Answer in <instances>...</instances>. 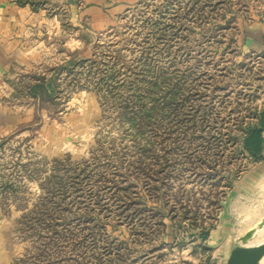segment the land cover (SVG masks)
Instances as JSON below:
<instances>
[{
  "label": "rangeland",
  "instance_id": "obj_1",
  "mask_svg": "<svg viewBox=\"0 0 264 264\" xmlns=\"http://www.w3.org/2000/svg\"><path fill=\"white\" fill-rule=\"evenodd\" d=\"M25 1L47 24L18 43L26 64L0 56L14 264H226L264 222L263 159L244 149L264 131V54L244 43L264 0H139L114 15L118 0ZM43 77L51 99L30 92ZM141 107L154 111L133 127ZM49 176L61 211L42 221L30 211Z\"/></svg>",
  "mask_w": 264,
  "mask_h": 264
},
{
  "label": "crops",
  "instance_id": "obj_2",
  "mask_svg": "<svg viewBox=\"0 0 264 264\" xmlns=\"http://www.w3.org/2000/svg\"><path fill=\"white\" fill-rule=\"evenodd\" d=\"M139 0H118V3L105 9L106 13L119 14L121 11L128 8L130 5L137 3ZM96 12L95 8L90 7L85 11ZM104 17L108 15L103 14ZM105 19V18H104ZM106 20V19H105ZM109 22V18L107 19ZM45 13L42 11L34 12L28 4H17L16 0H0V43H4V49L0 50V56L8 58V68L12 64L24 65L27 63V56L23 57L22 51H18V43H26L24 34L28 31L35 30L36 32H44L46 29ZM52 30L57 28L60 30V25L51 21ZM246 48L253 49L264 54V16L261 20H255L244 29ZM7 46L8 48H6ZM1 47V46H0ZM16 48V49H15ZM264 139V131L262 133ZM262 163L264 165V144L262 152ZM261 168V167H260ZM264 180L258 181L262 184ZM12 233L11 231H9ZM8 233V220L0 223V264H12L14 256L12 251L14 249L12 241Z\"/></svg>",
  "mask_w": 264,
  "mask_h": 264
},
{
  "label": "trees",
  "instance_id": "obj_3",
  "mask_svg": "<svg viewBox=\"0 0 264 264\" xmlns=\"http://www.w3.org/2000/svg\"><path fill=\"white\" fill-rule=\"evenodd\" d=\"M18 3L20 5L31 4L29 1L26 2L25 0H18ZM113 70L114 69L112 68L111 72L109 73V76H111V77H112V71ZM42 87H43V89H42ZM54 87L55 86L53 85L52 81L46 80L43 77V78L39 79L38 83H36L34 86L30 87V92L32 93V95L34 97L37 98L38 97L37 92L39 91V89H41L42 95H40V96H42V98L46 97V98L51 99V97L53 96L52 92L55 91ZM153 111H154L153 108L152 109H145V107H141V111L138 112L139 115L136 114L134 117L129 118V120H130V122H132L133 127H135V125L137 126L138 121L140 119H144V120L149 119V117L151 116ZM262 133H263V122H261L260 126L253 127V128H250L247 130L244 149L252 158H259L262 156L263 144H264V139H263ZM61 162H62L61 160H55L54 161L55 164H59ZM53 179H57V177L49 176L46 179V182H45L46 184L40 185V186H42V191L44 192L43 193L44 196H42L40 198V202L37 205H35L34 208L31 209V211H30V214H35V215L41 216L40 219L42 221H47V217L50 219H53L54 215H55L54 213L61 211L60 205H58L57 203H55L53 201V199H56L58 194H61L60 191H58V189L56 187L51 186V184H53V181H55ZM56 183L62 184L63 181H62V179L58 178L57 182L55 181L54 184H56ZM62 188L63 187L61 186V189ZM50 221L47 222L46 225H44V226L47 227L48 229L52 230L54 234H57L56 233L57 231L55 229V227H57L56 220L51 221V222ZM15 261L13 262V264L15 263Z\"/></svg>",
  "mask_w": 264,
  "mask_h": 264
},
{
  "label": "water",
  "instance_id": "obj_4",
  "mask_svg": "<svg viewBox=\"0 0 264 264\" xmlns=\"http://www.w3.org/2000/svg\"><path fill=\"white\" fill-rule=\"evenodd\" d=\"M264 222L256 228L250 229L240 238V245L233 246L230 250L226 264H260L264 258V243L257 246H249L257 229H262Z\"/></svg>",
  "mask_w": 264,
  "mask_h": 264
},
{
  "label": "bare ground",
  "instance_id": "obj_5",
  "mask_svg": "<svg viewBox=\"0 0 264 264\" xmlns=\"http://www.w3.org/2000/svg\"><path fill=\"white\" fill-rule=\"evenodd\" d=\"M264 243V228L263 229H258L256 233L254 234L252 240L248 243L249 246H253L254 244L259 245ZM256 245V246H257ZM264 261V258L261 260L260 264H262Z\"/></svg>",
  "mask_w": 264,
  "mask_h": 264
}]
</instances>
